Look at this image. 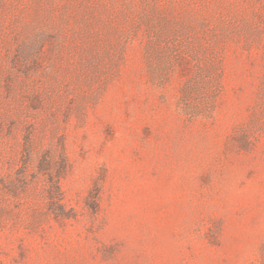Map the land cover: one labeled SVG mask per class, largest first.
Here are the masks:
<instances>
[{"label":"rangeland","instance_id":"1","mask_svg":"<svg viewBox=\"0 0 264 264\" xmlns=\"http://www.w3.org/2000/svg\"><path fill=\"white\" fill-rule=\"evenodd\" d=\"M0 264H264V0H0Z\"/></svg>","mask_w":264,"mask_h":264}]
</instances>
